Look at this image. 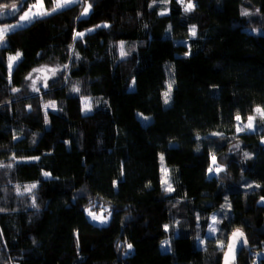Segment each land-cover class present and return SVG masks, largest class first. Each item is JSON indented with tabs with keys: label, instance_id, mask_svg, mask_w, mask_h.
Here are the masks:
<instances>
[{
	"label": "trees",
	"instance_id": "trees-1",
	"mask_svg": "<svg viewBox=\"0 0 264 264\" xmlns=\"http://www.w3.org/2000/svg\"><path fill=\"white\" fill-rule=\"evenodd\" d=\"M87 2L89 15L78 21ZM193 2L195 10L184 13L176 0H157L151 8L152 0H83L75 11L6 35L0 44V161L12 162L13 153L40 159L0 170L6 210L0 213V264H221L225 237L236 228L249 241L237 264L264 260V164L258 163L264 120L256 131L238 133L234 118L239 112L245 121L257 106L264 108V0ZM53 6L45 0L46 10ZM165 8L169 14L159 15ZM241 9L260 12L242 16ZM104 24L110 27L96 28ZM193 25L196 37L189 33ZM88 28L96 29L89 34L91 53L73 41ZM121 41L129 52L123 58ZM17 52L22 56L10 83L8 57ZM64 64L70 79L46 95L33 69ZM29 73L40 77L41 92L32 91ZM173 78L165 105L163 92ZM75 86L79 94L71 92ZM81 96L95 102L87 115ZM52 100L57 110L47 109L46 124L44 104ZM236 137L250 157H229L225 171L209 179L211 147L227 149ZM161 155L171 193L160 183ZM32 183H38L33 193L17 195L15 185L23 191ZM229 203L227 219L220 216L223 231L206 235L208 217ZM87 208L113 214L102 227ZM175 219L179 224L172 225ZM165 239L170 250L161 245ZM217 241L225 247L217 248Z\"/></svg>",
	"mask_w": 264,
	"mask_h": 264
},
{
	"label": "snow or ice",
	"instance_id": "snow-or-ice-1",
	"mask_svg": "<svg viewBox=\"0 0 264 264\" xmlns=\"http://www.w3.org/2000/svg\"><path fill=\"white\" fill-rule=\"evenodd\" d=\"M50 3H52L54 6L51 8V11H48L45 9V0H36L35 3L29 4L28 0H0V44L7 43L6 41V35L12 34L16 31V29L23 28L26 24H34L35 22L40 21L46 16H51L54 14H63L66 11H75L76 7L83 5V0H49ZM176 2L183 6V12L184 13H190L195 10L197 7V3H194L193 0H176ZM160 3L168 4L170 3V0H160ZM157 4V0H152V4L149 5V7H153V5ZM92 5L89 4L88 7H85L83 10V13L81 16L77 17L76 19L83 20L89 15V10L91 9ZM35 9V11H33ZM260 12V9H256L255 12H249L247 9H241V15L242 16H252L256 15ZM169 14V9L165 8L164 10L160 11L159 15L164 16ZM12 17L14 19V23L7 22V18ZM108 28L110 27L108 24L104 25H97L96 28ZM147 27V25H145ZM171 25H169V31L171 30ZM96 31V29H89L88 33L91 34L92 32ZM254 31H260V30H254ZM189 33L191 37H196L197 35V29L196 26L193 25L189 29ZM85 37L84 32H76L75 36L73 37L74 44L75 42H79L83 40ZM120 49V56L127 57L129 55V52L125 51V44L123 41L120 42L119 45ZM73 54L75 56V59L78 60L79 54L75 52V48L73 46L72 48ZM190 53L186 52L185 55H189ZM22 56V53L17 52L14 56L8 57V70H9V82L11 83V73L14 70V62L19 61ZM69 68L68 64H64L62 68H56V69H46L45 67L36 68L33 69V72L36 73H45L43 76L42 81V87L43 89L47 90L45 92L46 95L51 94V89L55 88L57 83H61L62 81H67L70 79V77H65L64 72H66ZM50 71L51 76L49 77L46 73ZM26 80H31V89L34 93L41 92V88L37 87V81L40 80V77H37L36 79L32 78V74L29 73V75L26 77ZM49 80H52V83L49 84ZM135 84V80L132 82ZM175 84V79H171L170 82L167 84V91L163 92V98H164V104L168 105L172 99V91H173V85ZM13 92H18L19 89H12ZM72 93L79 94L81 92L80 87L75 86L71 88ZM81 103H82V111L85 115L90 113L92 111V103L91 99L88 96H81L80 97ZM99 103V101H97ZM51 108L54 112L57 110V104L56 101L52 100L48 103L44 104L45 109V123H48V112L47 109ZM31 105H29V111H31ZM62 111V109H60ZM257 114L260 115L261 119L264 120V108L257 106L254 110ZM142 115V114H140ZM235 120L240 122L242 121V116L239 114V112L235 115ZM144 119L147 121L150 118L144 117ZM256 117L249 115L247 117V123L243 124L241 126L240 124H237L236 131L243 132L246 129L255 131L256 126L254 124ZM213 135H220L217 133H213ZM197 139H200L199 136L196 137ZM14 139H18L17 137H14ZM35 143V141H33ZM264 143V141H262ZM236 149L240 148V145H235ZM245 158H249L248 153H244ZM40 157H17L14 153L10 157L9 163H5L4 161H0V170H10L15 167H19V164L22 162H30V161H39ZM160 162L161 167L160 171L162 173L160 183L162 186H166L163 188V191L166 193H171L175 191V189L172 186V183L169 181V169L164 166L165 157L163 155L160 156ZM225 169L218 164L217 156L215 154L211 155V165L208 167L207 172L209 173V179L212 178L213 174L219 175L220 173L224 172ZM42 175L45 178L51 177L50 172H43ZM10 183V182H9ZM15 191L17 195L23 196L25 193H33L34 189H37L38 183H32L30 185H24L23 191H21V185L17 184L14 186ZM259 187V185H257ZM4 189H0V191H3ZM227 199V198H225ZM264 199V198H262ZM33 208H38V205L36 204V196L32 195V205ZM95 207L96 205L93 203L92 205ZM229 208H231V204L229 203L227 205ZM223 207V206H222ZM6 210L3 207H0V213L5 212ZM87 212V215L93 220L98 221L100 226H105L108 221L109 217L112 216V211H108V215L105 216L103 212L100 214H97V212L93 211L92 208L85 209ZM218 214H213L211 216V223L208 224V235L213 236V234L217 233L218 231H223V229H218L216 225L220 223L217 219ZM224 219H227V214L224 215ZM201 217L199 214H197V227H200V221ZM179 224V221L176 222ZM163 229L165 232L169 231V225L165 224L163 225ZM3 238V232L0 231V239ZM225 239H228V237H225ZM196 240L199 243H205V240H202L199 235H197ZM35 242V241H34ZM170 244L171 241L168 239H165L161 242L162 247L168 246L165 248V250H170ZM249 241L245 237V234L242 229L237 228L234 232L231 233L230 242L227 243V251L224 252V258H223V264H235L236 257L238 252L244 251V246L248 245ZM127 249L131 250L133 248V245L131 243L126 244ZM220 249H223L225 247L224 241H221L218 245ZM250 251V249H249ZM260 264H264V260L260 261Z\"/></svg>",
	"mask_w": 264,
	"mask_h": 264
},
{
	"label": "rangeland",
	"instance_id": "rangeland-1",
	"mask_svg": "<svg viewBox=\"0 0 264 264\" xmlns=\"http://www.w3.org/2000/svg\"><path fill=\"white\" fill-rule=\"evenodd\" d=\"M36 2V0L35 1H32L30 4H33V3H35ZM88 5H89V3L87 2L86 4H85V6H84V8L85 7H88ZM84 8H83V10H84ZM83 10H82V13H83ZM33 11H35V9H33ZM89 12H90V10H89ZM81 13V14H82ZM89 29H92V28H88V29H86V30H84V31H82V32H84L85 33V37L83 38V40H81L82 42H83V44L85 45V47H86V50H87V52L88 53H91L92 52V50L93 49H95L94 48V46L90 43L91 41H90V39H89V33H88V30ZM118 45H120V43L118 44ZM125 51L127 52V48H125ZM15 54H13V55H10V56H14ZM17 62V61H16ZM16 62H14V64L16 63ZM46 69H54V66L53 67H48V66H44ZM41 68V67H40ZM58 68H62V66H60V67H58ZM40 75L39 76H41V77H43L44 75H45V73H39ZM49 77L51 76V72L50 71H48L47 73H46ZM96 99H98L99 100V102L101 101L102 102V98H96ZM91 103H92V106H94L95 105V102H93L92 101V99H91ZM140 116V115H139ZM252 116H255L256 117V119H255V121H254V124H255V126H256V128H259V125H261V123H262V119H261V117H260V115L259 114H257L256 112H254L253 114H252ZM248 121H247V119L245 120V121H240V122H238L237 124H240L241 126H243V124H246ZM257 130V129H256ZM255 130V131H256ZM245 131H249V132H254V131H252V130H248V129H246ZM262 141H264V134H263V136L259 139V143H260V145L261 146H264V143H262ZM212 144H215L216 145V143H212ZM237 144H239L240 145V148L239 149H236L235 148V145H237ZM243 147V145H242V143L239 141V139L236 137L234 140H233V142H232V144L229 146V147H227V149H219L217 152H216V150H217V147L216 146H212L211 147V150H212V153H214L216 156H217V160H218V164L220 165V166H224V163L226 162V160L229 158V157H234V158H237L238 160H240V159H242V158H245V156H244V153H248L246 150H243L242 151V148ZM249 154V153H248ZM252 156H253V154H252ZM251 156V157H252ZM249 157H250V154H249ZM258 163L259 164H264V157H262V158H258ZM222 176H220L221 177V179L222 180H225L226 178H227V176L225 175V174H221ZM264 198V197H263ZM261 201H264V199H262L261 198ZM175 203V202H174ZM101 213V212H100ZM99 213V214H100ZM231 213V211H230V208L227 206V204L226 205H223V207H220L219 208V210L218 211H216V212H213L208 218H209V223H211V216L213 215V214H218L217 215V219L219 220V221H221V218H220V216H223L224 217V215L225 214H227V217L229 216V214ZM105 216H107L108 215V213H103ZM178 220L177 219H175V220H173L172 221V225H175L176 224V222H177ZM95 223H97V224H99V222L98 221H95ZM221 225H222V222H220V223H218L217 225H216V227L218 228V229H220V227H221ZM217 233H215V234H213V236H215ZM206 235H208V232L206 233ZM221 241H217L216 243H217V245H219V243H220ZM227 245V244H226ZM217 248H219V247H217ZM226 248V247H225ZM225 251V250H224ZM94 253H96L95 255L96 256H98L99 254H101L100 253V251H98V250H95V252Z\"/></svg>",
	"mask_w": 264,
	"mask_h": 264
},
{
	"label": "water",
	"instance_id": "water-1",
	"mask_svg": "<svg viewBox=\"0 0 264 264\" xmlns=\"http://www.w3.org/2000/svg\"><path fill=\"white\" fill-rule=\"evenodd\" d=\"M9 19H12V17H8L7 18V20H9ZM237 229V228H236ZM236 229H234L232 232H234ZM239 229H242V228H239ZM243 230V229H242ZM231 232V233H232ZM243 232H244V234H245V231L243 230ZM245 237H246V234H245ZM230 238H231V234L228 236V241H227V243L228 242H230ZM247 238V237H246ZM246 246V245H245ZM244 246V247H245ZM225 251H227V245H226V248H225ZM224 251V252H225ZM239 254H240V252H238V254H237V257H236V261H235V264H237V258H238V256H239ZM223 258H224V253H223V255H222V262H221V264H223Z\"/></svg>",
	"mask_w": 264,
	"mask_h": 264
}]
</instances>
